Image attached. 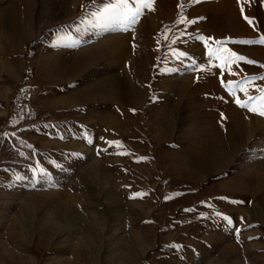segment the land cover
Masks as SVG:
<instances>
[{
  "label": "rangeland",
  "instance_id": "1",
  "mask_svg": "<svg viewBox=\"0 0 264 264\" xmlns=\"http://www.w3.org/2000/svg\"><path fill=\"white\" fill-rule=\"evenodd\" d=\"M110 3L0 0V264H264V0Z\"/></svg>",
  "mask_w": 264,
  "mask_h": 264
},
{
  "label": "snow or ice",
  "instance_id": "2",
  "mask_svg": "<svg viewBox=\"0 0 264 264\" xmlns=\"http://www.w3.org/2000/svg\"><path fill=\"white\" fill-rule=\"evenodd\" d=\"M155 0H134V3L136 5L135 11H132V9L129 8V0H115V3H110L105 5L103 9V16H100L98 18H108V16L112 14H120L124 16L126 19L129 20L131 24H135L138 22V17L140 15L142 8H147L149 10H152V6L154 4ZM247 2V0H245ZM243 11V8L241 9ZM245 19H249L248 17H245ZM182 23H192V21H186L182 18ZM249 23H251V20H249ZM197 39H204L203 37H197ZM260 44H264V37H261L258 41ZM205 46L208 48V56L211 59L215 57V59L220 60L221 63V69L224 67L229 68V74H231V68L230 63L235 60H244V57L238 56L236 53L230 52L227 57L218 55L220 52L219 48L213 49L207 45V40H204ZM217 44H220L221 42H216ZM246 43H252V41H246ZM177 55H185V53H177ZM249 64L255 63L254 61L248 60L246 61ZM260 67H264V65H260ZM261 79H264V77H260ZM241 91L245 92V95L247 96V100L242 101L239 97L236 98V103L241 107H248V102L253 101L255 99L260 100V105L256 106L255 104L251 107H249V111L257 112V114L264 116V93L260 95V97L256 98L251 95L247 94L246 88H241ZM40 176L47 178L48 174L41 169L40 170ZM219 215V214H218ZM223 219L227 221L229 224H231V219L227 216H224Z\"/></svg>",
  "mask_w": 264,
  "mask_h": 264
}]
</instances>
